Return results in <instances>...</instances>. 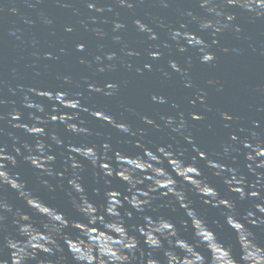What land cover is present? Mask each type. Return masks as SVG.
Instances as JSON below:
<instances>
[{
  "label": "clouds",
  "instance_id": "obj_1",
  "mask_svg": "<svg viewBox=\"0 0 264 264\" xmlns=\"http://www.w3.org/2000/svg\"><path fill=\"white\" fill-rule=\"evenodd\" d=\"M9 2L15 0H0V13ZM42 2L36 0V3ZM82 2L89 11L101 14L113 11L99 0ZM113 3L128 10L136 6L135 0H113ZM159 3L168 7L167 0H159ZM198 7L201 14L191 10L180 13L197 25L196 31L182 22L178 27L168 26V36L177 52L184 54L194 50L199 62L209 66L215 65L217 56L213 46L219 44L218 38L223 33L232 31L240 38L242 28L236 23L238 13L247 15L251 21L264 20V0H198ZM7 10L13 14L18 12L16 7ZM73 11L79 15L78 10ZM41 18L44 24H52L43 14ZM89 19L94 24L97 22L95 16ZM26 23L33 21L26 20ZM78 23L88 29L85 20ZM133 23L149 40L158 39L150 24L139 18ZM125 28L124 23L113 21V32ZM65 30L72 32L73 28L66 26ZM91 31L99 38L105 35L98 27ZM19 32L17 28L10 35L20 40ZM204 34L210 39H205ZM112 39L119 42L121 37L115 35ZM167 47L171 49L172 45ZM76 50L84 51L85 45L76 44ZM121 51L128 57L139 55L126 45ZM222 51L229 49L225 47ZM232 51L239 54L243 50L234 48ZM33 55L39 57L38 52ZM45 55L53 58L50 52ZM148 56L159 60L162 52L149 51ZM104 60L110 63L104 64ZM116 60L129 71L133 70V65L124 57H117L114 51L93 57L100 73L115 69ZM80 63L91 67L92 62L81 58ZM192 66L190 55L183 66L170 58L171 71L161 69V77L167 82L171 74L176 73L184 88L194 90L189 103L193 107L199 103L206 111H211L207 91L192 79ZM145 70L151 72L152 64L135 67L137 74ZM62 79L65 84H73L70 76ZM81 79L89 96L66 89L28 88L22 97V107L28 110L27 120L13 101L0 98V105H13L7 114L10 127L33 138L29 143L10 131L7 133L10 143H0V264H264V239L260 235L264 233V127L260 122L253 120L251 127L241 126L230 132L227 140L221 141L219 150L210 154L194 138L192 122H203L206 119L203 112L190 111L186 115L179 110L180 105L173 103L172 108L177 109L175 114L162 113L156 119L121 103L124 112L132 113L148 126L135 128L123 113L118 118L107 105L83 103L92 94L118 97V83L100 85L89 81L88 77ZM4 83L0 80V85ZM207 84L215 86L217 92L223 91L218 80L208 79ZM8 90L15 95L16 89L8 85ZM256 91L264 93V86L257 85ZM150 99L160 105L169 103L166 96L155 93ZM257 111L264 112V107ZM217 112L226 129L241 119L227 111ZM82 113L115 129L127 138L120 143L132 145L135 151L115 146L111 137L99 143L89 140L103 134L94 132ZM4 119L5 116L0 115V120ZM59 125L83 139L66 143L55 130ZM149 130H167L170 142L154 144L146 139ZM188 146L194 155H189ZM241 156L243 169L238 163ZM21 161L33 169L38 187H31L18 170ZM205 168L220 181L224 191L210 181ZM89 171L93 177L91 184L86 181ZM57 190L63 191L71 214L55 203L53 196L45 198L43 195ZM7 191L14 192L23 206L11 202L5 195ZM197 204L215 209L216 216L209 218ZM241 204L247 206L242 208ZM162 208L169 212H160ZM176 214H180L179 219ZM226 232L230 233V239L225 238Z\"/></svg>",
  "mask_w": 264,
  "mask_h": 264
},
{
  "label": "water",
  "instance_id": "obj_2",
  "mask_svg": "<svg viewBox=\"0 0 264 264\" xmlns=\"http://www.w3.org/2000/svg\"><path fill=\"white\" fill-rule=\"evenodd\" d=\"M99 2L106 7L111 6L113 11H105L102 14L89 11L82 0H43L42 3H36V0H15L14 3L5 4V11L0 13V80L5 82L4 85H0V98L13 101L14 106L25 113V120H27L28 110L22 107V97L28 88L35 87L38 90L53 91L66 89L71 92L79 91L84 96H89L87 86L81 79L88 77L89 81H95L100 85L107 82L118 83L120 94L115 98L92 94L91 98L84 100L83 103L87 106L96 105L98 107L107 105L118 118L123 113L124 118L135 128H147L148 126L132 113L124 112L120 107L121 103L156 119L162 113L175 114L177 109L172 108L173 103L180 105L179 110L184 111L186 115L190 111L203 112L206 117L203 122H192L195 124L194 138L196 143L210 154L218 151L221 141L227 140L229 133L236 131L238 127H251L253 120L259 121L261 127H264V112L257 111V108L264 107V93L256 91L257 85L264 86V54H261L264 50V20L251 21L247 15L238 13L236 23L242 28L240 38H237L232 31L223 33L218 38L219 44L213 46V51L217 56L215 65L209 66L199 62L198 54L194 50L184 54L177 52L168 36V26L178 27L182 22L186 23L190 30H197V25L191 22L189 17L181 16L180 13L191 10L201 14L198 0H167L168 7L162 6L159 0H135L136 6L132 10L117 7L113 0H99ZM65 3L69 6L63 7L62 4ZM11 7H16L18 12L13 14L8 11L7 9ZM73 9L78 10L79 15L74 13ZM42 14L52 20L51 25L43 23ZM92 16L97 17L95 24L89 19ZM137 18L154 28L158 34L157 40H149L146 34L137 31L133 23ZM81 19L87 23V30L78 23ZM153 19L156 20L155 24L152 23ZM26 20H31L33 23H26ZM116 20L124 23L126 28L113 32V21ZM161 24L164 26H160ZM66 26H71L73 31H66ZM96 27L104 31L103 38L97 37L91 31ZM17 28L20 29L17 33L21 37L20 40L10 35V32ZM115 35L121 37L119 42L112 39ZM204 35L205 39H210L207 34ZM33 41L36 42L35 45ZM78 43L85 45L84 51L76 50ZM169 44L172 45L171 49L167 47ZM125 45L139 55L125 56L121 51L122 46ZM225 47L229 49L228 52L222 51ZM234 48L243 51L237 54L232 51ZM156 50L161 51L162 56L159 60H152L148 52ZM113 51L117 53V57L122 56L126 62L131 63L133 70L129 71L120 64L119 60H116L114 61L115 69L104 73L98 72L93 57L104 56L105 53ZM34 52H38L39 57L34 56ZM49 52L53 56L51 59L45 55ZM189 55L192 57L193 65L190 74L195 84L207 91V103L211 111H206L199 103L195 107L189 103V100L193 98L194 90L184 88L180 82L181 78L176 73H172L167 82H164L161 77V69L171 71L168 68L170 58L177 60L183 66L185 58ZM81 58L92 62L91 67L81 64ZM103 63L110 62L104 60ZM144 63L152 64V71L145 70L142 74H137L135 67L143 68ZM65 75L72 78V85L64 83L62 77ZM208 79L218 80L223 85V91L217 92L215 86H209ZM8 85L16 89L15 95L9 92ZM19 86H23V89L21 90ZM153 93L166 96L169 103L165 105L153 103L150 99ZM33 99L41 100L39 97H33ZM42 102L48 105L46 100ZM12 106L11 104L0 105V115L5 116L4 120H0V128L3 129L0 133V143H10L7 136L10 131L19 135L22 140L31 143L32 137L18 129L11 128L8 124L7 114ZM217 110L227 111L241 119L233 122L232 127L226 129L223 126L225 122L219 118ZM81 115L89 121L88 126L94 132L100 131L103 134L101 137L92 136L88 138L89 140L99 143L100 140L111 137L115 146L135 151L132 145L120 143L127 138L122 137L115 129L102 125L99 120L93 119L87 113ZM49 130H52L51 125H49ZM55 130L65 139L66 143H77L83 139L67 132L63 125L57 126ZM146 139L152 140L154 144L170 142L167 130L160 132L149 130ZM188 147L189 155H194L190 151V146ZM238 163L243 169L242 156ZM57 166L59 167V159ZM201 166L203 167L202 161ZM18 170L29 181L31 187H38L33 169L21 161ZM204 171L210 181L224 191V186L220 181L212 177L208 169L205 168ZM86 181L89 184L93 183L90 171L86 174ZM5 195L17 206H23L22 202L16 199L14 192L7 191ZM43 195L45 198L53 196L54 202L65 207L71 214L72 210L67 205L63 191L57 190L54 194L43 193ZM246 206V204H241L242 208ZM197 207L209 218L216 216L215 209L199 204ZM159 211L165 214L169 212L167 208ZM176 218L179 219L180 214H176ZM260 235L264 239V233ZM225 238L230 239V233L226 232Z\"/></svg>",
  "mask_w": 264,
  "mask_h": 264
}]
</instances>
